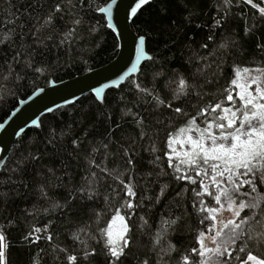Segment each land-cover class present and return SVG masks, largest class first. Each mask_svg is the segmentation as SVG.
<instances>
[{"label":"trees","instance_id":"obj_1","mask_svg":"<svg viewBox=\"0 0 264 264\" xmlns=\"http://www.w3.org/2000/svg\"><path fill=\"white\" fill-rule=\"evenodd\" d=\"M110 1L73 0L75 16L66 10L54 28H48L44 20L61 0H0V37L9 32L13 37L0 45V124L38 89L100 68L117 56L118 39L100 12ZM253 3L264 7V0ZM74 18L82 23L62 43ZM252 24L255 29L245 35ZM132 26L146 37L153 60L143 63L139 73L119 87L106 91L102 100L89 94L45 115L38 127L18 139L1 170L0 228L7 238L9 264H71L68 255H76L78 264H107L100 233L107 227L113 229L117 215L124 217L132 237L131 254L124 264L144 259L156 264L152 249L162 221L180 217L160 244L175 246L165 257L168 264H183L182 256L199 248V233L213 225L211 220L200 222L208 213L200 212L198 204L203 199L209 207L219 206L209 196H196L202 191L199 181L194 185L175 179L169 156L183 168L177 157L187 147L177 142L169 147V143L173 136L181 139L177 133L192 117L200 127L206 126L198 109L223 99L235 69L264 68V55L257 47L264 43V17L245 0H154L139 12ZM225 42L227 50L219 47ZM14 56L19 63L13 61ZM178 78L194 83L203 95L198 98L193 92L186 99H172ZM137 83L173 107L180 104L184 113L157 107L152 97L138 92ZM225 106H229L227 101ZM126 112L144 120V135ZM94 148L98 151L93 152ZM121 180L132 184L134 197L127 195ZM89 184L96 189V197L81 199L78 190ZM74 195L77 198L72 200ZM126 200L132 208L122 207ZM55 204L64 207L55 208ZM34 228L42 231L35 233ZM81 229L84 244L73 239ZM30 232L39 236L35 243L25 239ZM85 248L96 255L84 260ZM261 251L254 249L256 254ZM239 255L243 258L244 254ZM192 259L202 258L193 255ZM230 264L239 261L232 259Z\"/></svg>","mask_w":264,"mask_h":264},{"label":"snow or ice","instance_id":"obj_2","mask_svg":"<svg viewBox=\"0 0 264 264\" xmlns=\"http://www.w3.org/2000/svg\"><path fill=\"white\" fill-rule=\"evenodd\" d=\"M225 2L230 3L231 0H225ZM115 3L116 0H113V4ZM150 3L152 0H138L134 7L130 6L128 15L136 18L138 10L143 5ZM245 3L258 9L260 16L264 17V7L253 3V0H245ZM75 7L73 0H67V4L64 3V0L56 3L44 20V26L54 28L55 21L63 18L66 10L70 15L75 16V13L72 12V8ZM111 8L112 5H109L107 9H102V11L110 12ZM81 23L80 18H74L71 21L72 27L61 42L63 43L69 37L74 36ZM220 24L221 21L217 20V26ZM255 27L256 25L252 24L245 30V35L252 33ZM12 39L11 32L4 34L0 37V45L9 43ZM145 41V36L139 38L140 45H143ZM219 47L227 50L228 43L220 44ZM257 47L264 55V43H259ZM137 59L139 60V48ZM147 59L151 61L153 57L149 56ZM13 61L19 63L16 56L13 57ZM27 66L31 67V63L29 62ZM9 67L11 69V66ZM34 70L41 73L44 71L42 68ZM157 75H162V73H157ZM176 85L177 87L172 89V99L177 101L182 98L186 99L193 92L198 98L203 95V93L196 91L197 86L194 83L190 84L184 78H178ZM230 85L224 89L223 99L198 109L200 115L205 118V127H200L196 123L197 118L192 117L185 127L179 129L177 135L181 139L177 140L176 136L170 139L169 147H171L172 142L183 143L188 146V151L177 157L180 165L184 166L183 168L174 164L172 157L169 156L168 166L174 169L175 179L178 181L187 180L194 185L199 181L202 191H197L196 196H209L219 206L209 207L203 199L199 201V211L208 213L202 217L200 222L203 224L205 221L211 220L214 223L205 232L199 233L197 239L199 248H193L189 255L182 256L183 264H230L232 259L239 261V264H264V68H237L233 71ZM252 85H256V87L249 90ZM135 87L140 94L152 97L157 107L170 108L177 114L184 113L180 104L173 107L171 102L166 103L159 95H154L152 91L140 84L137 83ZM96 92L98 95L100 89H96ZM225 101L228 102L229 106H225ZM237 101L239 107L236 106ZM210 113L215 115L210 116ZM125 115L133 116L136 125L141 128V135H144V120L137 118L136 114L132 112H126ZM0 128H3V124H0ZM76 147H80L79 143L76 144ZM103 147L106 149L108 145L104 144ZM96 151L98 149L94 148L93 152ZM131 162L132 158L129 156L128 163L131 164ZM89 163L92 164L93 162L90 160ZM102 171H106V169H102ZM189 173H194V175H189ZM93 175L95 174L93 173ZM120 183L124 185V190L129 197L135 196L131 183L125 184L123 180ZM213 188L214 191H211L210 189ZM77 194L81 199L93 200L97 192L89 184L87 187L82 186ZM44 195L47 194L44 193ZM163 195L164 191L161 189L160 196ZM76 198L75 195L71 197L72 200ZM54 207L62 208L64 205L55 204ZM122 207L132 208L133 205L131 201L126 200ZM193 207H197V204H193ZM224 211L230 212L231 218L218 219V216L222 217ZM116 219L122 225L118 232L114 233L111 227H107L100 233L101 237L104 238L103 248L107 264H124V261L131 254L130 242L132 237L128 235L124 217L117 215ZM179 219L180 217H177L176 220L162 221L161 230L156 235L155 245L152 249L157 255L156 264H168L165 257L170 256L176 250L171 243L165 248L160 244V241L164 239L168 230ZM115 223L116 220L114 219L113 224ZM32 231L40 233L42 229L34 228ZM83 232L84 229H81L74 233L73 239L84 244L85 241L81 240V233ZM25 239H31L35 243L39 236L33 237L30 232L25 236ZM47 239L51 240L52 237L47 236ZM6 240L3 228H0V264H9ZM157 246H159L158 251ZM255 248L262 249L260 254L254 252ZM233 252L238 254L233 257ZM239 254H244L243 258ZM95 255V251L87 248L83 251L84 260ZM193 255L202 259L194 261ZM67 259L71 264H78L76 255H68ZM139 264H149V260L144 259Z\"/></svg>","mask_w":264,"mask_h":264},{"label":"water","instance_id":"obj_3","mask_svg":"<svg viewBox=\"0 0 264 264\" xmlns=\"http://www.w3.org/2000/svg\"><path fill=\"white\" fill-rule=\"evenodd\" d=\"M136 3L138 0H116L113 4L111 0L102 8L107 9L112 5L111 11H100L119 42L117 56L111 62L83 75L61 82H51L48 86L38 89L27 99L19 102L4 120L3 128H0V172L18 139L29 129L38 127L45 115L74 104L89 94L102 100L106 91L119 87L127 79L139 73L141 66L150 55L147 52L146 41L143 45L139 44L141 36L132 26L135 18L128 15L130 6L134 7ZM146 6L143 5L138 10V14ZM96 89H100L98 95Z\"/></svg>","mask_w":264,"mask_h":264},{"label":"rangeland","instance_id":"obj_4","mask_svg":"<svg viewBox=\"0 0 264 264\" xmlns=\"http://www.w3.org/2000/svg\"><path fill=\"white\" fill-rule=\"evenodd\" d=\"M184 146L187 147V151H188V146H186V145H184ZM220 218L229 219V218H231V213L228 212V211H224V212L222 213V217H221V216H218V219H220ZM121 227H122L121 222L118 220V221L115 223L114 227H113V232H114V233L118 232V231L120 230Z\"/></svg>","mask_w":264,"mask_h":264}]
</instances>
